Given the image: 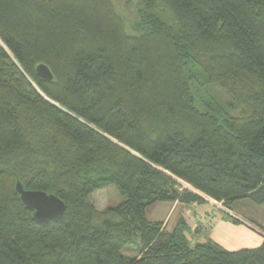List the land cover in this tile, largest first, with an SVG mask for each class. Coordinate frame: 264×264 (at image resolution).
Returning <instances> with one entry per match:
<instances>
[{"label": "trees", "instance_id": "obj_1", "mask_svg": "<svg viewBox=\"0 0 264 264\" xmlns=\"http://www.w3.org/2000/svg\"><path fill=\"white\" fill-rule=\"evenodd\" d=\"M110 2L0 0V264H264V241L192 243L146 214L202 194L264 205V0H137L147 41ZM211 82L219 108L193 86ZM18 181L63 215L37 222ZM109 185L125 200L101 213L90 196Z\"/></svg>", "mask_w": 264, "mask_h": 264}, {"label": "crops", "instance_id": "obj_2", "mask_svg": "<svg viewBox=\"0 0 264 264\" xmlns=\"http://www.w3.org/2000/svg\"><path fill=\"white\" fill-rule=\"evenodd\" d=\"M232 209L231 215L241 223L230 220L211 201L189 205L159 201L150 205L146 214L151 221H161L167 231L174 230L183 221L185 234L192 243L213 241L231 251L260 246L264 241V206L245 198L236 201Z\"/></svg>", "mask_w": 264, "mask_h": 264}, {"label": "rangeland", "instance_id": "obj_3", "mask_svg": "<svg viewBox=\"0 0 264 264\" xmlns=\"http://www.w3.org/2000/svg\"><path fill=\"white\" fill-rule=\"evenodd\" d=\"M111 2L110 3L115 11V15L123 25L125 31L129 34L138 36L142 40L146 39L147 41L150 36V28L145 22L141 20V17L143 15L141 11L138 10L139 5L137 3V0H132L128 4L125 2V0H111ZM0 43L3 45V42L1 40ZM146 50L147 53L150 52L155 56L154 54L155 45L152 41L149 42L148 49ZM193 86L196 88V92L199 94V100L203 104L207 103L208 105H210V107L219 108L221 105L226 104V102L230 99L228 94L225 91H223L220 87H218L216 83L211 82L210 84H206L204 86L201 84H194ZM43 95L46 97L45 94ZM56 105L66 110L61 105L58 104ZM178 182H180L184 188H188V187L191 188L190 185L184 181L178 180ZM202 196L207 198L208 199L207 201H211L212 203H214L216 207H219V205L226 207L222 204V202L212 200L203 194ZM90 199L93 202V204L97 207V209L101 213H103L107 211L110 207H117L125 200V197L119 192V190L116 188L115 185H109L106 188L100 189L92 193ZM219 209L225 212V210H223L222 207H219ZM227 209L229 210L230 215L234 214L232 208L231 209L227 208ZM126 254L130 255L131 257H134L137 255V252L135 250H128L126 251Z\"/></svg>", "mask_w": 264, "mask_h": 264}, {"label": "water", "instance_id": "obj_4", "mask_svg": "<svg viewBox=\"0 0 264 264\" xmlns=\"http://www.w3.org/2000/svg\"><path fill=\"white\" fill-rule=\"evenodd\" d=\"M36 70L41 78L47 80L53 79V74L47 65L40 64ZM15 190L24 206L33 211V217L39 223L56 220L65 211V202L54 193L27 189L21 181L16 183Z\"/></svg>", "mask_w": 264, "mask_h": 264}, {"label": "built area", "instance_id": "obj_5", "mask_svg": "<svg viewBox=\"0 0 264 264\" xmlns=\"http://www.w3.org/2000/svg\"><path fill=\"white\" fill-rule=\"evenodd\" d=\"M219 207H222V209L225 210V212L229 213V210L226 207H223L222 205L221 206L219 205ZM208 223H209V220H207L206 224H208Z\"/></svg>", "mask_w": 264, "mask_h": 264}]
</instances>
